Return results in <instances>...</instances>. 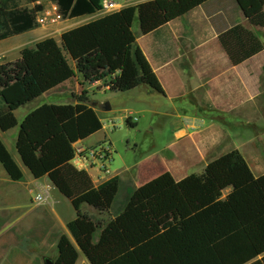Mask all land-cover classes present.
Instances as JSON below:
<instances>
[{
    "label": "trees",
    "instance_id": "obj_1",
    "mask_svg": "<svg viewBox=\"0 0 264 264\" xmlns=\"http://www.w3.org/2000/svg\"><path fill=\"white\" fill-rule=\"evenodd\" d=\"M39 1L0 0V42L39 27L33 8ZM46 1L63 20L102 11V0ZM199 9L231 67L240 68L263 53L261 41L236 22V13L249 27L263 29L264 0H153L67 31L60 43L43 40L34 49L22 50L15 62L0 65V131L18 127L15 151L22 166L33 180L47 178L76 214L66 225L71 238L62 235L57 241L53 264H76L80 255L88 264H264V174L254 176L238 151L222 154L200 175L175 180L164 173L127 190L121 212L102 224L85 216L83 206L108 212L119 179L95 187L89 175L72 164L74 145L102 130L95 112L80 101L42 105L19 125L14 117L38 98L64 85L73 87L75 71L84 83H105L111 93L144 87L163 97L155 73L135 47L133 22L137 18L141 35L152 39V55L164 63L175 58L168 25ZM179 106L181 113L224 120L228 126L215 112ZM126 124L135 127L128 119ZM0 165L12 182L22 180L1 141Z\"/></svg>",
    "mask_w": 264,
    "mask_h": 264
},
{
    "label": "crops",
    "instance_id": "obj_2",
    "mask_svg": "<svg viewBox=\"0 0 264 264\" xmlns=\"http://www.w3.org/2000/svg\"><path fill=\"white\" fill-rule=\"evenodd\" d=\"M121 1V3H117L119 8L113 13L119 12L120 10L127 7H133L153 0ZM37 3L50 4L46 0L36 2L35 4ZM105 15L107 14H104L101 11L93 16L82 17L74 20H66L69 21V25L67 26L65 32L84 26L90 22L102 18ZM236 22L244 26L246 29L250 30L256 37V31H264V28L253 29L249 27L241 16L240 12L236 13ZM199 24L201 25L202 29H200ZM168 28L173 37L175 58L162 63L152 55V39L151 37H144L141 35L137 18H135L132 25V33L135 38V47L139 49V51L149 64L150 68L155 73L164 92L163 97L159 95L158 96L160 97V100H167L170 104V111H164L160 114L154 115L153 120H156L158 118L160 120L167 121L170 125V128L174 129V136L182 135L185 136L187 140L195 139V136L201 137V148H210L211 146L216 145L218 141H224L232 144V150L238 151L235 148V145L237 148L243 149V153L241 155L244 156L245 152H247V149L240 142V139H238L237 142L235 141V137L231 136L233 134L231 129L226 128L224 124L212 117L210 118L206 116L181 113L179 111V105H181L182 109L190 111L192 109H195L194 106L199 109H206L208 111L217 113L219 115L218 119H226L228 122L231 121L235 124L243 123L245 125L252 124V122L256 121V111H262V114L259 117V121L261 120L262 122H264V117L262 116L264 115V85H262V83L260 84L259 82L261 78H263L264 80V74H262V72L264 71V65H261L260 67L256 66V63H259V61L264 57V51L261 55L255 57L240 68L231 67L218 44L217 34L215 30L210 25L208 19L205 18L202 10L200 9L196 10L188 16L182 17L181 19L170 23L168 25ZM203 33L206 37L203 36ZM50 34L51 33H49L46 28L38 27L33 32L1 41L0 62L3 60L6 61L9 59V57H12L11 62L13 63L19 58V54L22 50L34 49L36 44L46 39H54L58 43H60V37L63 33L60 35L58 40L52 37ZM26 36H32L34 40L25 41L24 38ZM17 39L18 41H15ZM32 42H35L34 45L32 47H29V44ZM24 45H26V47ZM193 47L196 51L202 49L204 53H192ZM71 67L75 71V67L73 64H71ZM254 67L257 68V70H260V75H258V86L255 88L256 92H250V86L245 80V77L241 75L240 70L241 68H244V70L247 68H252V70H254ZM75 74V83L73 87L64 85L53 94H61L60 91H62L65 94H70L71 98L73 99L74 97L72 94H78V89L80 87L76 82V77H79L80 82L84 83L81 75L76 71ZM247 78L251 77L247 75ZM168 83H180L181 87H176V89L171 92L170 96L167 95V90L165 88V84ZM84 89L88 92L90 97L91 95L94 97L96 93L100 95L105 93L125 94L109 92L107 87L105 86V83H97L94 85H88L84 83ZM135 90H139V88ZM133 91L127 93H132ZM142 91L147 95H153L146 88H144V90ZM44 96L38 98L29 105L18 109L14 113V117L18 125L23 121L26 115L42 106L41 104H36V102L42 103L45 98ZM177 101H179L180 104L178 103L177 105ZM70 104L77 105L79 103H77L76 100L73 99ZM45 105L64 106L67 104ZM104 105L105 103L102 104V102L93 100L92 106H86L91 108L99 119L98 113H100L101 111L104 113H110L112 111V105L110 103V111H104ZM138 113L146 112L142 110ZM132 114V112H127L126 120L128 116ZM135 119V125H137L139 123V119L136 117ZM239 130L242 129L239 128ZM218 132L222 133L221 137L219 136ZM17 133L18 127L7 133H2L0 131V141L5 146L9 155L19 167L23 175V178L20 182L14 183L9 179L2 166L0 165V205L14 206L15 199L20 198V200L22 201V205L24 204V206L27 205L29 207L28 211L33 212L34 214V220L32 221L29 232L31 233V235H33V237H36V239H38L40 249H37L38 253L35 249V251H33L30 256H27V254L25 253L26 249H3L0 246V264H44V261L48 258V252H51L54 255V260L56 259V245L60 236L65 235L71 238L66 230V225L68 222L75 219L76 214L74 212L71 218L63 220L56 213L53 208V199L55 196L59 197L57 191L53 188L47 178L33 180L29 172L22 166L20 158L15 151V141ZM95 135H98V133ZM225 136H229V139H224ZM93 137L95 136L93 135L88 139L82 142H78L74 145L75 150L80 149V151H84L85 154H82L80 157L78 155L75 156V159L72 162L73 166L78 170L85 171L91 178L95 187H98L99 185L107 182L114 177H117L120 183H123V181H125L126 179H129L132 182L133 176L131 171L129 170L125 172L127 173V175L124 177L125 179H120L118 173L111 172L110 164L113 159V154H115L114 150L112 152V155L109 157V160L103 158L102 152L94 154L92 148L103 142V140H107L108 137L104 136L100 140H97L95 143H88ZM106 144L108 145L107 141ZM109 146L113 147L111 143L109 144ZM224 153H226L225 149L222 150L221 154L216 158L220 157ZM216 158H213L212 160H210V162L215 160ZM103 166H107V168L109 167L108 169L110 171H107L106 173L103 172ZM110 174L111 176H109ZM169 174L171 175V173ZM44 191H46L48 194L46 202L41 205L32 204L31 200L40 192ZM28 235L30 236V234ZM85 262L86 260L81 261V264H85Z\"/></svg>",
    "mask_w": 264,
    "mask_h": 264
},
{
    "label": "rangeland",
    "instance_id": "obj_3",
    "mask_svg": "<svg viewBox=\"0 0 264 264\" xmlns=\"http://www.w3.org/2000/svg\"><path fill=\"white\" fill-rule=\"evenodd\" d=\"M103 1H111L116 4L122 2L121 0H102L101 7ZM34 9L37 14L39 28H46V30L51 33L50 35L58 40L60 35L66 31L69 21L63 20L61 16L60 19H58L57 17L60 14L57 8H54V6L48 3H37L34 5ZM199 27L202 29L200 24ZM256 33L257 38L264 47V31L259 30L256 31ZM203 36L206 37L204 33ZM24 40L32 41L34 39L32 36H26ZM15 41H18V39ZM34 43L35 42L30 43V46H28L32 47ZM26 45L24 46L26 47ZM192 53H204V51L202 49L196 51L193 47ZM11 60L12 57H9L8 60H3L0 63L7 64L10 63ZM261 65H264V57L259 63H256L258 67ZM240 71L241 75L245 77V80L250 86V92H256L255 88L258 86L257 80L258 75H260V70L254 67V70H252V68H247L245 70L241 68ZM262 74H264V71ZM247 75L251 78H247ZM76 82L80 86L78 89L79 93L72 95L77 103L82 101L86 105L92 106V101L97 100L98 102H102V104L105 103L109 105L110 103L112 105V111L110 113H104L102 111L98 113L102 131L98 133V135H94L95 137L88 143H95L104 136L108 137V139L103 140V142L93 147L92 150H96L100 153L102 149H108L107 160H109L114 150L115 154H113V159L110 164L111 172L118 173L120 179H125L124 177L127 175L125 172L128 170L131 171L133 176L132 182L126 179L123 183H120L117 197L108 212L100 213L86 205L83 206L82 213L96 222L107 224L121 212L124 200L128 195L127 190L139 188L166 172L171 173V176L176 180L193 174L200 175L203 173L210 160L219 156L222 150L225 149V152L233 151L232 144L229 142L218 141L216 145L210 148H201V137L199 136H195V139L190 140H187V138L182 135L174 136V129L170 128L167 121L158 118L153 120L154 115L164 111H170V104L167 100H160L157 94L147 95L142 91L144 88H139V90H135L132 93H105L102 95L96 93L94 97L92 95L90 97L88 92L84 89V83L80 82L79 77H76ZM259 82L264 85L263 78H261ZM176 87H181V84H165L167 95L171 96V92L174 91ZM60 93L61 94L57 93L44 96L45 98L42 103L36 102V104L68 105L73 101L70 94H65L62 91H60ZM81 97L82 100H80ZM142 110L146 113H138ZM127 112L133 113L127 118L130 124L135 125V117L139 119V123L135 125L134 128L126 124ZM261 112L262 111H256L257 122L254 121L252 124H235L229 121L228 126L227 124L224 125L226 128L232 130L233 134L231 136L235 137V141L237 142V140L240 139V142L246 147L247 152H245L243 158L245 157L244 160L248 164L250 170H252L251 172H253L254 176H261L264 174V122L261 120L259 121V117L262 114ZM262 116L264 117V115ZM222 124H224V120ZM239 128L242 130H239ZM218 134L221 137L222 133L218 132ZM226 138L229 139V136H225L224 139ZM110 143L113 147L109 146ZM235 148L240 154L243 153V149L237 148L236 145ZM75 151L79 157L85 154V152L80 151V149H76ZM108 168L107 166H103V172L110 171ZM109 176H111V174ZM228 192L229 191H225L223 197L226 196ZM58 196L59 197L55 196L53 199L54 210L63 220L71 218L74 214L72 207L59 194ZM28 208L27 205H22L20 198L15 199L14 206L0 205V246L3 249H26L25 253L27 256H30L35 249H40V245L38 239L33 237L29 232L32 221L34 220V214L33 212H29ZM27 233L30 234V236ZM98 235L99 232L95 235L94 242L97 241ZM82 257L83 256L80 255L77 264H81V261H85ZM47 259L53 262L54 255L48 252ZM85 264L87 263L85 262Z\"/></svg>",
    "mask_w": 264,
    "mask_h": 264
},
{
    "label": "built area",
    "instance_id": "obj_4",
    "mask_svg": "<svg viewBox=\"0 0 264 264\" xmlns=\"http://www.w3.org/2000/svg\"><path fill=\"white\" fill-rule=\"evenodd\" d=\"M119 7H118V5L116 4V3H113V2H111V1H103L102 2V12L104 13V14H108V13H113V12H115L117 9H118ZM58 19H60V15H58V17H57ZM102 151V156H103V158H107L108 156V149H102L101 150ZM94 152V154L96 153V152H98V151H96V150H94L93 151ZM99 153V152H98ZM75 156H77V154H76V151H75ZM107 160V159H106ZM106 173V172H105ZM47 197H48V194H47V192L46 191H44V192H40L38 195H36L31 201H32V204H35V205H41V204H43V203H45L46 202V200H47Z\"/></svg>",
    "mask_w": 264,
    "mask_h": 264
},
{
    "label": "water",
    "instance_id": "obj_5",
    "mask_svg": "<svg viewBox=\"0 0 264 264\" xmlns=\"http://www.w3.org/2000/svg\"><path fill=\"white\" fill-rule=\"evenodd\" d=\"M103 110L104 111H110V107H109V105L108 104H105L104 106H103ZM44 264H53V262H51L50 260H45L44 261Z\"/></svg>",
    "mask_w": 264,
    "mask_h": 264
}]
</instances>
